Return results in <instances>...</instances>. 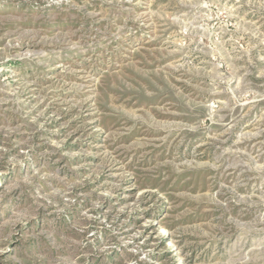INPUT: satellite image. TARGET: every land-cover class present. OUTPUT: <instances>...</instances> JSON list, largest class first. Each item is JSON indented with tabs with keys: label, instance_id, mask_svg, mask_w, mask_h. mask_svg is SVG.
Here are the masks:
<instances>
[{
	"label": "rangeland",
	"instance_id": "rangeland-1",
	"mask_svg": "<svg viewBox=\"0 0 264 264\" xmlns=\"http://www.w3.org/2000/svg\"><path fill=\"white\" fill-rule=\"evenodd\" d=\"M0 264H264V0H0Z\"/></svg>",
	"mask_w": 264,
	"mask_h": 264
}]
</instances>
